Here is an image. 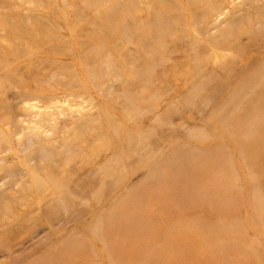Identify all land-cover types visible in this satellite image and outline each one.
Wrapping results in <instances>:
<instances>
[{"label":"rangeland","instance_id":"rangeland-1","mask_svg":"<svg viewBox=\"0 0 264 264\" xmlns=\"http://www.w3.org/2000/svg\"><path fill=\"white\" fill-rule=\"evenodd\" d=\"M0 264H264V0H0Z\"/></svg>","mask_w":264,"mask_h":264}]
</instances>
